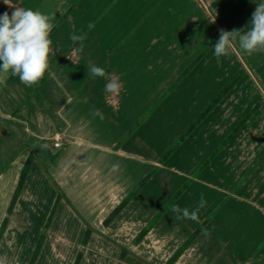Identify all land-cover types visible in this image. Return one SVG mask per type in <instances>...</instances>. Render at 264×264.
<instances>
[{
    "label": "crops",
    "instance_id": "crops-1",
    "mask_svg": "<svg viewBox=\"0 0 264 264\" xmlns=\"http://www.w3.org/2000/svg\"><path fill=\"white\" fill-rule=\"evenodd\" d=\"M215 1L11 0L14 7H8L0 0V15L31 8L52 17L55 25L50 33L54 55L39 84L28 87L18 77L0 74V223L27 156L25 145L37 159L8 215L0 257L20 262L15 254L24 250L27 261L33 248L26 246L29 240L25 248L19 242L23 234L32 235L33 242L43 230L57 193L54 181L68 202H58L47 233L59 218L64 231L68 224L78 232L89 227L115 242L125 233L130 250L149 248L150 258L166 248L163 264H169L203 224L171 264H264V52L248 55L237 44L227 56L214 54L220 30L251 25L260 0H225L214 6ZM73 34L84 39L73 41ZM92 66L118 78V95L105 92L109 81L93 77ZM239 71L238 81L162 160ZM151 78L160 84L150 100L156 99L154 108L147 115H131L138 81ZM176 104H189L192 113L180 117L174 133L156 149L160 140L153 138L165 137L164 113ZM97 109L102 119L94 114ZM55 140L59 147H53ZM123 200V208L104 224ZM172 205L195 210L199 222L173 212ZM79 207L82 214L76 212ZM80 217L82 222H76ZM42 247L35 264H40Z\"/></svg>",
    "mask_w": 264,
    "mask_h": 264
},
{
    "label": "clouds",
    "instance_id": "clouds-1",
    "mask_svg": "<svg viewBox=\"0 0 264 264\" xmlns=\"http://www.w3.org/2000/svg\"><path fill=\"white\" fill-rule=\"evenodd\" d=\"M3 3L14 7L11 0H3ZM52 19L39 10L24 7H15L11 16L7 12L0 15V74L18 77L19 81L28 87L35 86L44 79L50 69L49 57L54 55L53 42L50 39V33L55 27ZM214 21L215 18L212 22ZM71 39L81 41L84 37L73 34ZM237 44L248 55L264 52V2L256 5L248 30H220L214 54L217 58L227 56ZM90 72L93 77L109 81L105 84V92L119 94L121 85L118 78H110L105 69L98 66H92ZM94 114L103 118L99 109L95 110ZM203 203L201 200V206ZM171 207L173 212H182L183 218L199 222L195 210L190 213L187 208L181 209L178 205ZM0 264L4 262L0 260Z\"/></svg>",
    "mask_w": 264,
    "mask_h": 264
},
{
    "label": "rangeland",
    "instance_id": "rangeland-1",
    "mask_svg": "<svg viewBox=\"0 0 264 264\" xmlns=\"http://www.w3.org/2000/svg\"><path fill=\"white\" fill-rule=\"evenodd\" d=\"M264 2V0H260L258 4ZM134 77H137L135 75ZM162 77L159 76V80ZM169 78V74L165 73V80ZM139 86L133 91V100L132 105L129 107L131 111V115H135L137 113H143V115H147L148 111L153 109L152 103L150 100L152 97L160 91V84L159 81H156L154 78H151L149 83H145L143 80L138 81L137 83ZM166 93V92H165ZM161 98L156 101L160 102ZM185 110L187 112H185ZM192 113V106H189V104H176L174 105L173 109H170L164 113V120L161 127V131L163 130L165 133V137L160 138V136H155L153 138L154 142L157 140L159 141V144L154 146L156 149H159L160 143L165 142L167 140V137L169 134H173L176 130V125L180 124V117H183V115H186V113ZM182 113V114H181ZM139 116L140 118L143 116ZM176 116H179L176 118ZM188 117V116H185ZM136 119V123L132 125L130 128V131L133 132L137 126L140 124L141 119ZM184 118V117H183ZM186 119V118H185ZM162 131V132H163ZM152 142V141H150ZM166 143V142H165ZM37 160V159H36ZM62 199V198H61ZM59 199V201L61 200ZM58 201V202H59ZM2 201L0 200V207H2ZM7 202L5 205V208L7 207ZM53 205V204H52ZM70 206L72 204H69ZM73 206V205H72ZM71 206V207H72ZM74 207V206H73ZM72 207V208H73ZM71 208V209H72ZM75 208V207H74ZM73 208V209H74ZM76 209V208H75ZM5 211V209H4ZM78 214H82V209L79 207L76 211ZM76 222H82L81 217L76 218ZM63 219L59 218L58 222L53 226L51 229V233L44 232V241L42 244L43 248V254L42 259L40 261V264H72L76 254L79 252L81 253V260L79 264H163V259L166 256V248L163 250H158L156 254H153L154 252L151 251L153 254L152 258L149 257L148 254H146V250L149 248H144V250H138L134 252L133 250H130V241H126L127 236H124L125 233H123L122 239L119 242H115L114 240H111L108 238L107 235H98L97 233L92 231V228H90L89 233V244L87 247H84L86 245H82L81 241L84 236V231L78 232V228L74 224H68V226L64 227L65 231L63 230ZM96 230V229H94ZM67 232V233H62ZM38 234L35 236V239L33 242L30 240L32 239V235H22V239L19 242L22 245V248H25L26 240H29L28 244L26 246L31 245L33 248L34 243L37 240ZM25 241H22V240ZM134 239V238H133ZM48 241V242H47ZM136 241V240H135ZM133 242L132 245L137 244L138 242ZM50 244V245H49ZM69 244V245H67ZM50 250H49V246ZM4 254V253H3ZM30 254V253H29ZM15 256L18 258V260L21 262H18L14 260L13 262H9L8 255L1 256L0 260L4 262V264H14L17 262V264H27L28 259L25 262V256L24 250H18L15 254Z\"/></svg>",
    "mask_w": 264,
    "mask_h": 264
},
{
    "label": "trees",
    "instance_id": "trees-1",
    "mask_svg": "<svg viewBox=\"0 0 264 264\" xmlns=\"http://www.w3.org/2000/svg\"><path fill=\"white\" fill-rule=\"evenodd\" d=\"M225 0H216L213 5L216 6L218 4H221L222 2H224ZM251 25L247 26L245 29L243 30H248L250 28ZM215 42V39L213 40L212 43ZM211 45V44H210ZM209 45V46H210ZM209 46H207V49L209 48ZM201 56H198L193 63H191V65L182 73V75L180 76L183 77L185 75V73L190 69V67L192 65L195 64V62L197 60H199ZM264 67V65H263ZM242 75V72L239 71L235 76H233V78L222 88V90L217 94V96L212 100V102L203 110V112L195 119V121L186 129V131L171 145V147L165 152V154L162 157V160H165L178 146L179 144L185 139V137L195 128V126L205 117V115L214 107V105L231 89V87L238 81V79L240 78V76ZM179 78V79H180ZM177 79L175 81V83L178 82ZM174 83V84H175ZM172 87V86H171ZM249 114L246 115L242 121L240 122L239 125H241L247 118H248ZM22 152H27V156L26 159L24 161V164L22 166V168L19 171L18 174V178H17V182L16 185L13 189V192L11 194L10 200L8 202L7 205V209H6V215L4 216V218L2 219L1 223H0V238L4 232L5 226L7 224L8 221V215H10L16 200L18 198V195L20 193V190L24 184V181L26 179L27 173L30 169V166L32 164L33 161L36 160V156L34 155V153L31 151V149L28 146H24L23 151ZM44 172L48 175L47 171L44 168ZM48 177L50 178V176L48 175ZM148 177V176H147ZM147 177H145L144 179L141 180L140 185H142L145 180L147 179ZM51 179V178H50ZM54 187L56 188V197L55 200L53 202V205L49 211V214L46 218V221L44 223L43 226V230L38 234L37 236V240L33 246V249L31 251V254L29 256L28 262L27 264H35L36 260L38 258L40 249L42 247L43 241H44V232H46V230L48 229L50 222L53 218L56 206L58 204L59 199H65L67 202L68 200L66 199L64 193L62 192V190L60 189V187L53 181L52 182ZM184 186L180 187L171 197L170 199H168V201L166 202V204L163 206V208L161 209V211L156 215L154 221L176 200V198L181 194V192L183 191ZM126 200H123L122 202L119 203V205L111 212L110 215H108L105 220L103 221L104 224H107L125 205ZM151 226V225H150ZM203 224L200 225L192 234H190L188 236V238L184 241V243H182V245L180 246V248H178L170 257V261L168 262L169 264H171L172 262H174L178 256L182 253V251L191 243V241L195 238V236L199 233V231L201 230ZM150 227H147L145 229H143L142 231H140V233L136 236V241H138L139 239H141L146 232L148 231ZM90 228L87 227L84 233V236L82 238L81 244L82 245H86L88 238H89V233H90ZM81 260V253H77L72 264H79Z\"/></svg>",
    "mask_w": 264,
    "mask_h": 264
},
{
    "label": "built area",
    "instance_id": "built-area-1",
    "mask_svg": "<svg viewBox=\"0 0 264 264\" xmlns=\"http://www.w3.org/2000/svg\"><path fill=\"white\" fill-rule=\"evenodd\" d=\"M52 145L53 147H59L60 146L59 140H55Z\"/></svg>",
    "mask_w": 264,
    "mask_h": 264
}]
</instances>
